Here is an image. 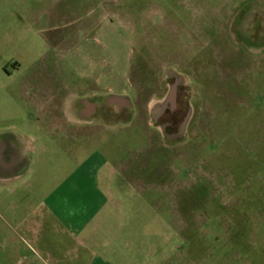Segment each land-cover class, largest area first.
<instances>
[{
	"label": "rangeland",
	"instance_id": "1",
	"mask_svg": "<svg viewBox=\"0 0 264 264\" xmlns=\"http://www.w3.org/2000/svg\"><path fill=\"white\" fill-rule=\"evenodd\" d=\"M44 60L132 97L104 100L116 121L88 142H42L21 186L107 162L117 201L86 228V264H264V0H0V138L20 135L28 160L24 80Z\"/></svg>",
	"mask_w": 264,
	"mask_h": 264
},
{
	"label": "crops",
	"instance_id": "2",
	"mask_svg": "<svg viewBox=\"0 0 264 264\" xmlns=\"http://www.w3.org/2000/svg\"><path fill=\"white\" fill-rule=\"evenodd\" d=\"M48 82L43 78L24 80V84H29L27 101L34 115L29 122L41 142L36 147L40 148L36 157L28 160L29 147L20 135L0 138V264H86L90 252L86 228L106 205L117 201L110 196L112 189L102 188L103 173L98 169L107 162L101 160L98 164L92 157L64 174L57 185L44 187L43 181L40 186L23 191L21 186L29 178L33 162L39 167L46 162L42 155L47 154L49 146L42 142H56L59 132L67 141L88 142L98 128L116 121H106L104 112L98 111L104 100L117 111L131 107L132 97L101 86L97 77L82 74L81 78L67 79L62 82L66 83L62 91L48 89ZM94 88L101 94L100 103L88 98ZM86 180L92 183L91 187L86 186Z\"/></svg>",
	"mask_w": 264,
	"mask_h": 264
},
{
	"label": "flooded vegetation",
	"instance_id": "3",
	"mask_svg": "<svg viewBox=\"0 0 264 264\" xmlns=\"http://www.w3.org/2000/svg\"><path fill=\"white\" fill-rule=\"evenodd\" d=\"M47 61L48 60H44L43 61L44 62L42 64L43 70L40 73H38V74H36L34 76H30L29 79L43 78V79L49 80V82L46 85L48 89H53L55 91L64 90V87H65L66 83L64 82V84H63L62 82L68 79L67 75H65L64 69H62L60 71L61 68H59L60 66L57 65L58 62H56L55 66L57 68V71L52 73L51 72L52 64L50 63V61H48V62ZM15 64H17V63H15ZM81 77H82V75L78 73V77L77 78H81ZM93 91H94V93L93 94H89V96H88L89 100L92 101L93 103L94 102L95 103H100L101 100H102L101 99V94L96 91V88H94ZM79 101L82 102L83 99L80 98ZM87 111H90V108ZM98 111L99 112H104L105 115L107 114V109L102 104L99 105ZM174 114H175V109H173V113L171 114V117H170L171 120H169L165 125H168V126L172 125L173 122L176 121L177 118L174 117Z\"/></svg>",
	"mask_w": 264,
	"mask_h": 264
}]
</instances>
